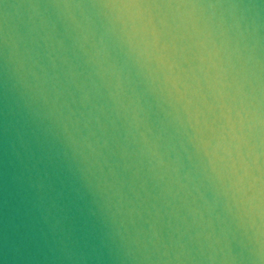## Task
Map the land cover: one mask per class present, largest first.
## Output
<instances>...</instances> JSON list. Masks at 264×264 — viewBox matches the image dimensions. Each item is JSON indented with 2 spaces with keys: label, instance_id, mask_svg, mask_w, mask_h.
I'll return each mask as SVG.
<instances>
[{
  "label": "water",
  "instance_id": "1",
  "mask_svg": "<svg viewBox=\"0 0 264 264\" xmlns=\"http://www.w3.org/2000/svg\"><path fill=\"white\" fill-rule=\"evenodd\" d=\"M0 264H264V0H0Z\"/></svg>",
  "mask_w": 264,
  "mask_h": 264
}]
</instances>
